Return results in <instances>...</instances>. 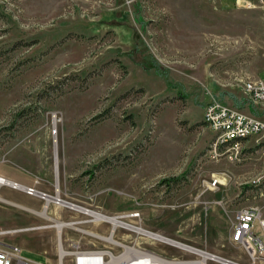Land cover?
Wrapping results in <instances>:
<instances>
[{
  "label": "rangeland",
  "instance_id": "374dc122",
  "mask_svg": "<svg viewBox=\"0 0 264 264\" xmlns=\"http://www.w3.org/2000/svg\"><path fill=\"white\" fill-rule=\"evenodd\" d=\"M249 1L0 0V176L18 183L0 185V245L54 264L58 243L141 227L192 248L157 241L169 255L250 264L229 235L243 207L264 219V144L208 158L203 122L212 99L264 121L246 86L264 80V0Z\"/></svg>",
  "mask_w": 264,
  "mask_h": 264
},
{
  "label": "built area",
  "instance_id": "2783aa9c",
  "mask_svg": "<svg viewBox=\"0 0 264 264\" xmlns=\"http://www.w3.org/2000/svg\"><path fill=\"white\" fill-rule=\"evenodd\" d=\"M236 2L251 5L249 0H236ZM246 86L249 100L264 106V80H258L254 83L248 82ZM203 122L213 132V138L206 153L208 158H226L229 161L237 162L241 160L243 149L247 143H252V146L264 144L263 120L247 116L215 99L210 100L204 107ZM263 177L256 179V184L260 185L259 191L264 188V179L260 181ZM222 184L224 182H221L219 177H213L208 187L212 189ZM131 211L134 212H131V215L138 217L139 210ZM119 214L129 215L124 212ZM117 226L116 224L115 227L117 228ZM132 229L144 231L139 232L141 234L138 238L145 237V240L137 241L125 237L114 238L113 234L115 233L112 235L105 233V235H98L102 241L100 246L84 248L73 243L72 240L68 241L67 247L59 243V248L57 247L58 258L54 264H210L207 260H202V257L164 253L162 248L156 249V242H168V237L141 227H133ZM263 232L264 219L261 217L260 208L258 206L243 207L236 212L235 220L231 225L229 240L232 244L239 245L244 249L251 258L250 264H256L257 261L264 264L261 258V254L264 252ZM84 233L96 237L92 232L84 231ZM3 243L6 245H0V264H51L33 262L21 254V249L17 245ZM127 249H132L137 255L125 257ZM190 249L192 248L188 247L186 250L191 252ZM67 258L69 259L68 262H66ZM218 258L229 264H243L222 257Z\"/></svg>",
  "mask_w": 264,
  "mask_h": 264
},
{
  "label": "bare ground",
  "instance_id": "6f19581e",
  "mask_svg": "<svg viewBox=\"0 0 264 264\" xmlns=\"http://www.w3.org/2000/svg\"><path fill=\"white\" fill-rule=\"evenodd\" d=\"M192 49H194V48H192ZM189 50V49H188ZM55 176H56V178H57V168H56V166H55ZM2 184H6V185H11L12 187H15V182H13V181H11V180H8V179H6V178H4V177H2V176H0V185H2ZM18 185V183L16 184V186ZM56 186H57V184H56ZM20 187H22V185L21 184H19V186H18V188H20ZM52 197L53 196H51V195H46V197H45V199H46V203H48L49 204V202H51V199H52ZM58 199V198H57ZM56 199V200H57ZM59 201V200H58ZM60 204H64L65 205V203L64 202H60ZM69 206H71L70 208H73V209H77V210H81V212H83L84 211V213H87V214H91L93 217H94V219H103L104 221H108V222H110L112 225H116L117 223H119V224H117V225H122V224H124V222L123 221H121V220H118V219H116L114 216H108V215H105V214H100V213H95V212H93V211H90V210H88V209H85V208H81V207H79V206H72V205H69ZM44 211V210H43ZM43 211H38V213L39 214H41V215H44L45 216V214H44V212ZM52 223L51 224H49V225H45V226H54L55 228H56V230H57V234H58V236H59V233H60V228L62 227V226H64L66 223L65 222H62V221H60V220H57V219H55V218H52ZM67 223H69V222H67ZM122 223V224H121ZM67 226V225H66ZM68 226H72V225H68ZM136 230H138V232H144V231H141V230H139V229H136ZM170 240V239H169ZM171 242H173V243H175V244H177V245H180V246H182V247H185V248H188L187 247V245H184V244H182V243H179L178 241H176V240H170ZM57 247L59 248V243H58V245H57ZM193 252H195L196 254H198V255H200L201 257H202V260H206V259H211V260H215V261H218V262H221V263H223V264H229V263H226V262H224V261H222L221 259H219L216 255H214V254H211V253H208V252H206V251H203V250H200V249H197V248H193ZM133 254H135V255H137V253L136 252H134L132 249H127V251H126V254H125V257H132V256H135V255H133Z\"/></svg>",
  "mask_w": 264,
  "mask_h": 264
}]
</instances>
